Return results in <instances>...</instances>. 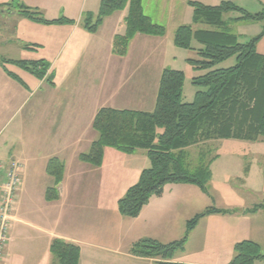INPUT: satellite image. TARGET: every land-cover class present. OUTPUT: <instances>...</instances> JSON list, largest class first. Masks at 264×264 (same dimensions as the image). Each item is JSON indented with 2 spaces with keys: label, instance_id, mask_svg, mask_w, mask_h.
Wrapping results in <instances>:
<instances>
[{
  "label": "crops",
  "instance_id": "crops-1",
  "mask_svg": "<svg viewBox=\"0 0 264 264\" xmlns=\"http://www.w3.org/2000/svg\"><path fill=\"white\" fill-rule=\"evenodd\" d=\"M21 1L39 10L48 20L65 17L73 21L45 24L33 20L17 7L0 5V45L5 46L0 60L13 65L16 64L10 60L41 61L48 67L40 78L21 66L16 65L21 72L18 74L0 64V134L12 114H21L0 144V158L22 163V176L33 164L39 165V172L40 169L46 171L52 157L64 162V178L58 184L59 198L49 201L55 215V226L49 232V250L52 240L59 237L80 245L79 264H97L102 261V256L113 264H155L156 258L133 255L132 245L142 238H153L162 243L180 239V233L186 232L187 221L209 207L205 204L209 195L194 184H168L162 195L151 198L138 217H127L121 214L118 202L139 180L141 172L150 166L147 151L137 149L133 153H124L107 147L100 166L82 161L79 155L87 152L99 136L93 128L99 109L154 110L163 70L167 67L179 69L177 56L168 57L166 44L172 37L174 43L175 32L183 24L175 28L174 34L167 29L164 36L138 33L127 54L118 55L113 52V41L117 34L126 31L127 9L108 16L93 33L84 26L83 18L85 13L97 14L101 0H49L54 14H48L44 0ZM183 1L189 4L190 0ZM209 1L203 3L215 5L232 0ZM146 2L143 0L147 14ZM159 4L161 9L167 7L169 16L176 12L175 0H160ZM187 58L190 57L185 56L184 62ZM217 140H227L223 142L235 144L234 147L240 145L234 141L238 139ZM260 141L264 142V139L254 142ZM262 154L255 152L257 156H264ZM261 168L264 171L263 163ZM245 170L247 175L250 174V166ZM248 176L245 179L239 177L240 181L246 183L249 190L261 191L260 179ZM50 178L44 197L46 189L54 185L53 177ZM214 180L213 175L211 185ZM22 183L18 203L25 194V182ZM226 191L237 200L236 203L223 208L229 210L227 213L204 216L191 232L182 251L184 254L200 225L205 228L204 244L208 243L212 233L220 234L221 239L229 235L226 238L228 247L252 237L246 233L253 234L256 230L263 233L253 235H264V224L254 221L253 225L254 217L263 215L264 206L251 211L263 203L247 206L242 204L236 188ZM198 202H203L205 207L197 211ZM60 216L66 220L63 226ZM15 218L19 220L17 214ZM168 237L173 239L165 240ZM234 237L237 238L234 240ZM250 240L257 241L253 237ZM9 242L5 248V264ZM123 248L128 252H122ZM103 251L116 257L103 255ZM176 253L173 261L189 263L188 258L177 257ZM48 261L57 264L53 254Z\"/></svg>",
  "mask_w": 264,
  "mask_h": 264
},
{
  "label": "trees",
  "instance_id": "trees-1",
  "mask_svg": "<svg viewBox=\"0 0 264 264\" xmlns=\"http://www.w3.org/2000/svg\"><path fill=\"white\" fill-rule=\"evenodd\" d=\"M189 4L193 8L195 25H180L175 32L174 43L179 48L196 51L198 58H188L189 64L198 69H209L193 80L194 84L204 89L196 92L193 101H184L185 72L165 68L154 110L99 109L93 120V128L99 136L87 152L79 155L82 161L100 166L107 147L124 153H133L137 149L147 151L150 166L141 172L139 180L127 189L118 202L121 214L127 217H138L151 198L162 195L168 184H194L208 193L207 185L212 172L205 165L190 170L186 165L188 148L217 139H264V54L257 50L264 30L241 42L224 18L225 13L238 11L240 16L234 20L264 21V9L251 13L232 1L207 5L190 0ZM4 5L17 7L33 20L45 24L73 21L65 17L48 20L39 10L19 0ZM125 9L128 10L125 17L126 31L114 37L115 54H127L131 41L138 33L152 36L166 34V26L154 22L144 12L143 0H101L99 12L96 15L87 13L83 18L84 26L90 32H97L108 16ZM200 23L216 29L197 28L196 25ZM233 56L237 57L236 65L214 68ZM10 62L40 78L48 70L41 61ZM9 74L16 77L12 72ZM46 171L53 177L54 185L46 189L45 198L54 201L59 198L58 184L64 178L65 164L58 157H52ZM263 206L256 205L251 211ZM227 212V209L208 207L187 221L182 238L168 243L142 238L132 245L131 253L139 257L156 258L155 264H191L173 261L174 254L185 249L191 232L204 216ZM234 248L236 253L229 264H255L257 260H262L264 264V248L258 242L245 239L237 242ZM50 252L57 264L80 263L81 247L75 242L56 237L51 242Z\"/></svg>",
  "mask_w": 264,
  "mask_h": 264
},
{
  "label": "rangeland",
  "instance_id": "rangeland-1",
  "mask_svg": "<svg viewBox=\"0 0 264 264\" xmlns=\"http://www.w3.org/2000/svg\"><path fill=\"white\" fill-rule=\"evenodd\" d=\"M3 1L5 0H0V5L4 4ZM7 1V3H10L13 0ZM159 1L160 0H147L146 12L151 16L154 22L165 25L166 29L169 30V33L172 32L174 34L175 28L179 24L195 25L194 21H192L193 8L189 4L185 3L183 0H175L176 12L174 15L169 16L167 7L161 9ZM198 1L210 2L209 0ZM20 2L22 3L23 1L20 0ZM44 2L48 8V14H54L55 11L50 1L44 0ZM232 2L251 13H258L264 9V0H232ZM41 10L44 14H46L42 8ZM84 15H86V13ZM239 16L240 12L238 11H229L224 14V18L229 24L230 30L240 37L241 42H245L251 37L261 34L264 30V21L239 20V22H236L238 20L234 19ZM196 26L197 28L216 29L214 26L203 23ZM245 35L247 36L245 37ZM166 46L168 57L175 54V56H177L176 64L178 68L183 70L186 74L184 84V101L191 102L193 101L196 92L204 89L203 86L194 84V78L204 75L209 69H198L192 64H188V66H186L188 58L187 62H184V57L188 56L190 58H198L197 53L192 49L177 47L173 43V37L168 41ZM4 50L5 46L0 45V56H2ZM257 50L264 54V36L259 41ZM0 64L3 66L5 65L8 71L18 74L21 73L16 65L2 60H0ZM236 64L237 57L233 56L218 63L214 68H228ZM20 116L21 114L15 113L14 115L12 114V117L8 118L9 123L0 134V144L3 143L4 139H6L5 136L14 127L16 122L20 119ZM223 141L227 140H211L189 148L186 163L187 167L190 170H195L200 165L209 166L212 176L214 175L215 180L213 185H211L210 181L207 185V195L209 196L206 197L205 204L209 207L222 209L232 206L231 204H234V202L236 203L237 200H234V197L226 191L227 188L232 187L236 188L242 204H247V206H254L255 204L260 203L264 204V171L261 168V164H264V156L255 155L256 151L264 153V142L234 140L237 141V144H240L239 146L234 147L235 144H227V142ZM247 166H250L251 168L250 174H248L249 176L245 173V168ZM38 170L39 165L33 164L28 171L25 170L23 172L22 182H25V194L19 203L17 200L16 209L14 211V221L10 231L11 239L6 249V264H49L48 259L52 255L49 250V232L53 226H55V215L50 209V205L52 204L44 197V191L47 185H50L51 178L46 171L40 169L39 172ZM247 172L249 173V170ZM246 176L260 179L259 182L263 185L262 190L256 192L246 188V183L243 184V181H240V178L245 179ZM196 189L200 191L198 187ZM203 207H205L203 202H198L197 211L202 210L201 208ZM15 214H17L19 220H16ZM262 214L264 215V213ZM263 215L255 216L253 225L254 221H256L255 223L264 224ZM61 217L62 216L59 217V221L61 219L60 224L62 223L63 226L65 225L66 220L64 217ZM231 222L234 221L231 219ZM254 233L263 232L255 230ZM246 234L255 238L257 240L256 242L264 248V235H253L252 233ZM179 236L182 238L184 236L183 232L180 233ZM205 236V228L200 225L191 239L186 254L182 252L183 250L178 251L176 253L177 257L184 259L188 258L189 263L192 264H229L235 256L236 252L234 247L236 243L234 244V247H228L226 246V242L228 241L226 238L228 239L229 235L226 234L225 237L221 239L220 234L212 233L208 243L204 244ZM252 237H247V239L250 240ZM170 238L172 237H168L165 240L173 239ZM235 238L237 237H234V240ZM121 250H123L122 252L124 253L128 252V249L125 248ZM102 253L103 255L107 254L109 256L111 255L116 257V255L111 252L103 251ZM101 260L102 261L97 264H113V262L106 260L103 256ZM255 264H263V262L262 260H257Z\"/></svg>",
  "mask_w": 264,
  "mask_h": 264
},
{
  "label": "built area",
  "instance_id": "built-area-1",
  "mask_svg": "<svg viewBox=\"0 0 264 264\" xmlns=\"http://www.w3.org/2000/svg\"><path fill=\"white\" fill-rule=\"evenodd\" d=\"M23 164L0 158V264H5V248L14 221L17 194L22 184Z\"/></svg>",
  "mask_w": 264,
  "mask_h": 264
}]
</instances>
